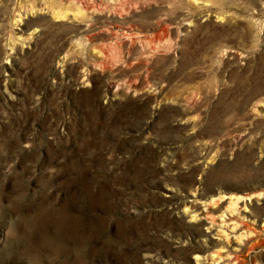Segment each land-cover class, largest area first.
I'll list each match as a JSON object with an SVG mask.
<instances>
[{
	"label": "rangeland",
	"instance_id": "374dc122",
	"mask_svg": "<svg viewBox=\"0 0 264 264\" xmlns=\"http://www.w3.org/2000/svg\"><path fill=\"white\" fill-rule=\"evenodd\" d=\"M0 264H264V0H0Z\"/></svg>",
	"mask_w": 264,
	"mask_h": 264
}]
</instances>
